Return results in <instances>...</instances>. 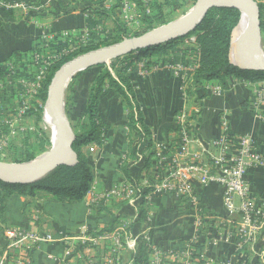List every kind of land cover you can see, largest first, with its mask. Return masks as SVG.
Wrapping results in <instances>:
<instances>
[{"label": "crops", "instance_id": "obj_1", "mask_svg": "<svg viewBox=\"0 0 264 264\" xmlns=\"http://www.w3.org/2000/svg\"><path fill=\"white\" fill-rule=\"evenodd\" d=\"M119 1L0 0V140L8 142L17 135L28 137L36 130L40 94L30 93L28 86L39 68L34 55L38 54L42 63L49 54L68 47L70 40L57 37L63 31L78 34L89 31L87 46L114 38L115 19L121 21ZM137 2L138 21L132 30L137 32L135 35H143L150 32L146 20H155L153 11L147 13L141 0ZM157 2L162 3V0ZM194 48L193 42L179 41L167 55L145 58L151 71L147 77L138 76L137 63L130 74L152 135L151 149H146V141L140 138L130 139L128 110L121 96L106 82L105 94L98 107L105 126L102 145L91 142L81 147L92 165L91 188L96 194L123 182H131L137 190H144L145 183L158 181L160 170L154 156L159 145H169L172 150L178 145L173 118L183 106L182 79L164 70L163 66L170 60L195 65L200 55L193 52ZM132 59L125 60L131 62ZM98 71L99 67L94 66L80 72L69 93V113L73 122L78 123L85 115L90 88ZM216 87L223 88L221 96L212 94L211 89ZM261 90H264V79L247 80L235 76H228L224 81H208L204 87L195 88L192 101L202 107L194 123L199 139L205 142L217 139L222 133V122H227L233 135L251 136L264 156V122L256 118L252 110L255 94ZM172 154L171 151L165 153L167 163ZM248 180L254 194L264 198V169L252 170ZM91 198L86 194L80 201L68 202L56 200L45 192L34 196L12 195L6 201L2 216L0 254L18 255V250L8 248L4 237V228H17L43 238L32 253V264H153V254L140 237L147 229V217L152 219L153 244L164 253L182 250L199 220L187 199L173 195L152 193L148 201L142 197L131 202L116 198L108 203L94 202ZM199 199L203 208L200 221L204 233L216 229L226 232L233 227L227 221L219 188L200 191ZM112 222L113 230L107 232ZM119 231L137 238L138 246L134 251L122 247L113 254L112 239L98 240L102 235ZM48 236L52 239L48 240ZM93 239H96V245L91 242ZM256 249L264 252V231ZM208 253L222 259L235 254L233 245L224 242L209 245ZM162 264L176 263L165 258Z\"/></svg>", "mask_w": 264, "mask_h": 264}, {"label": "built area", "instance_id": "obj_2", "mask_svg": "<svg viewBox=\"0 0 264 264\" xmlns=\"http://www.w3.org/2000/svg\"><path fill=\"white\" fill-rule=\"evenodd\" d=\"M158 0H141L147 13L151 11V5ZM137 0H120L119 11L121 22L129 29L138 21ZM70 40V45L60 49L59 52L49 54L48 59L41 63V57L34 55V62L39 65L34 80L29 83V92L40 94L48 78L51 67L65 57L75 53L82 47H86L90 37L89 31L74 33L63 31L57 37ZM185 41L195 45V37H189ZM74 42V44H72ZM141 60V61H137ZM145 58H136L131 62L126 61L122 67H127L128 74L134 72V65L138 76L147 77L151 71L147 68ZM200 62V60H199ZM199 62L193 66L185 65L182 62L168 61L163 69L181 77L180 92L183 100L182 108L174 115L173 125L178 136V145L174 150L169 145H159L155 154L157 169L160 170L156 183H145L148 190L145 196H141L142 190H137L131 182H123L113 185L110 189L101 194H96L94 188H90L88 195L92 201L108 203L116 198L126 201H134L137 197L150 199L151 194L173 195L177 198L187 199L194 208L198 217L194 233L185 242L182 250L164 253L152 241L151 217H147V229L141 234V240L153 254V264H162L165 258H170L176 264H264V252L257 251L256 245L264 231V198L254 194L248 180L252 170L264 169V156L261 154L254 139L249 135H233L227 122H222L221 135L210 142L199 139L198 129L195 127L198 115L202 107L193 103L189 94L191 84ZM109 64V63H108ZM114 75L112 67H108ZM156 69V68H154ZM212 90V91H211ZM210 91L216 96H221L223 88L216 87ZM264 90L255 94L252 110L256 118L264 122ZM7 142L0 140V149ZM173 152L172 157L165 153ZM167 163V164H166ZM210 187H217L223 196V208L227 221L233 227L226 232L222 230H211L203 232L202 221L203 208L199 199L200 191ZM0 227H4L1 223ZM4 237L8 248L18 250V255L11 257L8 252L0 254V264H32V253L43 238L33 232L24 229L4 228ZM48 240L52 237L48 236ZM112 239L115 254L122 247L134 251L137 246V238L126 236L123 231L113 235H102L99 241ZM96 245V239L91 240ZM233 245L234 255L222 259L208 253V246H217L220 243ZM254 253L250 256L248 253Z\"/></svg>", "mask_w": 264, "mask_h": 264}, {"label": "trees", "instance_id": "obj_3", "mask_svg": "<svg viewBox=\"0 0 264 264\" xmlns=\"http://www.w3.org/2000/svg\"><path fill=\"white\" fill-rule=\"evenodd\" d=\"M195 4L198 0H192ZM173 7L177 6L174 1L171 3ZM170 5L168 1L162 0V3L154 2L151 5L153 11V19L158 25H167L169 22H163L165 15V8ZM261 7V28L264 40V5L260 3ZM241 19V12L237 9L230 8H215L211 10L202 24L197 30L190 35L195 37V48L200 55L199 67L195 71L193 82L191 84L189 94L193 96L195 88L204 87V83L212 80L224 81L228 76H235L247 80L264 79V72L262 71H243L235 67L231 60V38L233 30L238 26ZM149 24V30H154L153 21L146 20ZM164 23V24H163ZM159 27V26H158ZM116 34L111 40H104L100 44L88 45L82 47L80 50L63 58L54 64L49 72L48 78L40 92V100L45 105L48 95V87L51 80L59 68L66 62L84 53L96 50L105 46L119 43L127 38L139 37V35H130L127 27L118 19H115ZM189 38V37H188ZM187 39V38H186ZM177 42H171L167 45L154 47L147 50H141L137 54L127 57L135 56L136 58H151L158 55H167L169 51L176 45ZM188 51H191L189 49ZM192 52V51H191ZM125 58V57H124ZM98 74L90 88L86 112L83 118L77 123L73 122V118L69 111V98L66 101V114L72 123L75 142L73 145L74 151L78 155V164L74 167L60 166L55 170L44 176L38 181L11 185L0 181V214L3 216L6 209V201L14 194L34 196L38 192H45L56 200L77 202L82 200L91 188L93 182L92 165L90 161L84 156L81 147L91 142L97 145H102L103 136L105 133V126L102 123L101 117L98 113V107L101 98L105 94V84L109 83V88L113 89L121 96L124 105L128 110V128L130 131V139L135 141L140 138L146 141L145 148L151 149V132L147 126L142 115L137 96L134 91V86L130 74L127 72V67L116 68L113 75L106 65H100ZM81 75L78 73L71 81L67 92L70 93L76 79ZM45 109V106H44ZM41 112H44L41 109ZM41 116L36 118V125L41 121ZM51 136H47V143L50 147ZM131 141V142H132ZM143 142V143H144ZM142 143V142H141ZM46 149L38 155L27 154L26 163L35 160L39 155L46 153ZM48 152V151H47ZM148 160V159H147ZM146 160V162H148ZM252 174V173H251ZM147 191L142 190L141 196H145ZM114 222V221H113ZM113 222L110 227L106 229L107 232L113 230Z\"/></svg>", "mask_w": 264, "mask_h": 264}, {"label": "water", "instance_id": "obj_4", "mask_svg": "<svg viewBox=\"0 0 264 264\" xmlns=\"http://www.w3.org/2000/svg\"><path fill=\"white\" fill-rule=\"evenodd\" d=\"M195 6L197 11L192 16L186 15L139 37L127 38L119 43L92 50L63 64L51 80L45 103V110L59 124L55 143H52L51 133V149L35 160L20 165L0 163V181L11 185L27 184L40 180L57 167H74L78 164V155L73 149L75 136L72 123L66 115L63 99H58L60 85L65 80L69 85L70 80L78 73L91 67L108 64L141 50L182 41L190 37L207 14L215 8L237 9L241 12L240 22L233 30L231 38L233 65L243 71L264 72V57L260 56L264 54L261 7L257 0H207L203 3L197 1ZM243 12L249 15V22L245 27L241 25ZM61 149L64 150V156L60 155Z\"/></svg>", "mask_w": 264, "mask_h": 264}, {"label": "rangeland", "instance_id": "obj_5", "mask_svg": "<svg viewBox=\"0 0 264 264\" xmlns=\"http://www.w3.org/2000/svg\"><path fill=\"white\" fill-rule=\"evenodd\" d=\"M166 1H168L170 5H167V8L165 10V15L162 17L163 18L162 20L163 22L170 21L169 23H172L181 18H184L186 15H188L191 12V10L196 5L192 0H166ZM174 1L177 3V6L175 7H173L174 4L173 5L171 4ZM257 1L264 5V0H257ZM153 24H154L153 26H155V29L166 25V24L158 25L156 21H154ZM133 32L134 31L132 29L128 31V33L131 35H135L137 33V32H134V33ZM111 39L112 38L106 39V40H111ZM263 49H264V40H263ZM132 57L134 58L135 56H131V58L116 59V60L111 61L109 64H103V65H106L107 67H112L115 73V67L122 68L123 64L126 61H128L125 59H132ZM71 81L72 80H70L69 85ZM67 89L65 90L64 97H63L65 110H66V101L68 100L70 96L69 93L67 92ZM40 102H41V106H39L36 112V118H38V116L39 117L41 116L42 118L39 124L37 123L36 130L30 133V136L28 137H25L24 135H19V136L17 135L14 137V139H11L10 141L6 142L3 148L0 149V163L11 164V165L25 164L27 154L38 155L41 152H43L45 149L47 151L51 149L52 144L49 147L47 143V136L48 135L51 136V130L44 123L43 117H44V112H45V109H44L45 105L43 104L41 100ZM41 109H43L44 112H41ZM1 221H2V217H1Z\"/></svg>", "mask_w": 264, "mask_h": 264}, {"label": "bare ground", "instance_id": "obj_6", "mask_svg": "<svg viewBox=\"0 0 264 264\" xmlns=\"http://www.w3.org/2000/svg\"><path fill=\"white\" fill-rule=\"evenodd\" d=\"M198 1L200 3H203V2H205L207 0H198ZM196 11H197V6H195L187 16H192ZM248 22H249V15L247 13L243 12L242 21H241L242 27H245L248 24ZM260 56L264 57V54L260 55ZM66 85H68V81L67 80H65L60 85V89H59L60 95L58 96L59 97L58 99H60V98L63 99L64 93H65V90H66ZM43 120H44L45 125L51 130V133L53 134L52 143H55L56 137H57L58 128H59L58 122L56 121V119L47 110H45V112H44ZM60 155L61 156L65 155L63 149L60 150Z\"/></svg>", "mask_w": 264, "mask_h": 264}]
</instances>
